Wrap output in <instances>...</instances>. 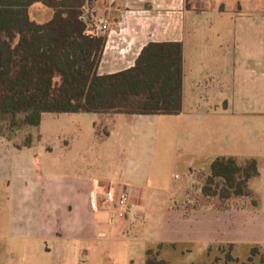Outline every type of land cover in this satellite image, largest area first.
<instances>
[{
  "label": "crops",
  "instance_id": "obj_1",
  "mask_svg": "<svg viewBox=\"0 0 264 264\" xmlns=\"http://www.w3.org/2000/svg\"><path fill=\"white\" fill-rule=\"evenodd\" d=\"M85 10L93 11L97 21H107L110 29L102 34L99 74L134 66L148 42H181V110L87 113L93 114L91 131L80 133V121L73 134L66 132L69 119H61L58 131L48 132L50 136L42 132L55 142L54 149L17 148L0 136V147L12 154L9 172L1 178L13 200L26 197V213L19 217L12 212L10 221L11 227L26 228V257L35 252L62 258V264L78 262L127 220L153 227V244L205 248L253 241L264 246V211L252 203L220 208L174 204L180 198L177 187L196 171H206L215 157L243 158L235 149H223V139L232 136L240 121L264 120V96H248L240 83L256 80L264 93V0H96ZM211 12L216 29L211 28L213 18H207ZM222 43L228 48L221 49ZM255 106L263 108L256 113ZM44 114L57 120L70 113ZM161 127L172 129L176 139L165 163L154 161ZM180 138L189 149L176 148ZM196 139L200 148L190 149ZM177 165L188 173L184 182H176L180 176L168 171ZM121 191L128 193L126 213L112 221L113 207L105 197ZM148 248L141 249L144 256Z\"/></svg>",
  "mask_w": 264,
  "mask_h": 264
},
{
  "label": "trees",
  "instance_id": "obj_2",
  "mask_svg": "<svg viewBox=\"0 0 264 264\" xmlns=\"http://www.w3.org/2000/svg\"><path fill=\"white\" fill-rule=\"evenodd\" d=\"M95 1L0 0V136L11 140L24 128L38 127L44 113L180 112L181 42H148L134 66L99 74L106 36L87 34L80 18ZM37 3L50 12L43 22L30 16ZM30 142L27 135L24 145ZM258 175L253 157L217 156L201 192L249 196V181ZM159 247L146 249L143 264H168ZM257 251V246L250 250Z\"/></svg>",
  "mask_w": 264,
  "mask_h": 264
},
{
  "label": "rangeland",
  "instance_id": "obj_3",
  "mask_svg": "<svg viewBox=\"0 0 264 264\" xmlns=\"http://www.w3.org/2000/svg\"><path fill=\"white\" fill-rule=\"evenodd\" d=\"M49 14V10L39 3L33 5L30 9L31 18L37 22H43L48 18ZM210 17L213 18L211 19L213 21L211 28L216 29L213 12L209 13L207 18L210 19ZM189 21L190 18L187 19L188 23ZM228 45V43H222L221 49H227ZM240 83H243L244 87H246L245 90L248 96H253L254 98L264 96L256 80L254 84L246 79L242 80V82L240 81ZM227 94L226 92V97L229 96ZM211 102V97H209V103H205V105H210ZM201 105V107L205 106ZM258 108L262 109L263 107L255 106L256 113ZM51 116V114H44L39 127H27L18 131L12 136L10 143L13 145L15 143L20 144L21 148L25 147L24 141L27 135H31L30 145H36L32 149H37L40 146L41 149H54L53 145L55 142L45 137L50 136L48 133L50 131L52 133L58 131L61 126V119L65 118L69 119L67 122H70L66 128V132L70 134L74 133L73 131L78 127L77 124L80 121H82L79 126L80 133L91 131L92 129L89 117H93V114H63L57 120L52 119ZM42 132H47L48 135ZM223 140V149H235L237 152L244 154L243 158L240 159L253 157L258 162L259 175L251 178L248 184L251 191L250 195L242 197L231 196L229 198H221L217 195H203L201 188L209 174V168L207 167L206 171H196L191 175L187 184L177 187L176 193L180 195V198L174 204L178 206L220 208L224 206L240 207L244 205L245 201L252 204L255 201L256 210L264 211V120H242L239 122L238 129L233 131L232 136ZM175 141V134L172 129L161 127L157 136L156 149L158 151L154 156V161H157V158H162L165 163L171 157ZM183 143V138H180L176 148L189 149L188 147L185 148ZM195 143L196 145H194ZM191 145L190 149L200 148L198 139L192 142ZM161 149L164 150L161 152ZM11 160L12 154L0 147V264H62V258L61 260L58 257L55 259L45 258V255L41 253L29 252V257H26V231H24L26 228L15 227V225L10 226L12 212H15L19 217H23V214L26 213V197L23 196L21 200H13L11 188L8 186L7 181L1 178L4 171L8 174ZM168 171L171 174L180 176L179 179H175L176 182H184L188 176L186 169L182 165H177ZM19 223L21 225V222ZM21 226H26V224L22 223ZM117 232V234L115 232L111 234L107 240L99 242L98 247L91 249L78 262L72 260L68 264H143L145 256L141 249L143 247H152L155 250L160 245V243L153 244L150 242L151 237H154L157 233L153 227L147 226L145 223L133 224L127 220ZM254 246L258 247V251L251 253L250 250ZM263 247L253 241H241L235 246L231 244H209L205 248L203 246L180 243L174 246L170 244L162 245L161 248L159 247V256L166 260L168 264H264L261 259L264 256Z\"/></svg>",
  "mask_w": 264,
  "mask_h": 264
},
{
  "label": "built area",
  "instance_id": "obj_4",
  "mask_svg": "<svg viewBox=\"0 0 264 264\" xmlns=\"http://www.w3.org/2000/svg\"><path fill=\"white\" fill-rule=\"evenodd\" d=\"M80 18L86 25L87 34L97 35L98 32H102L101 34H104L106 31L110 32L108 22L97 21L96 15L91 10L83 12ZM105 200L113 207L112 221L124 216L128 204V193L126 191H121L117 195L109 192L106 194Z\"/></svg>",
  "mask_w": 264,
  "mask_h": 264
}]
</instances>
